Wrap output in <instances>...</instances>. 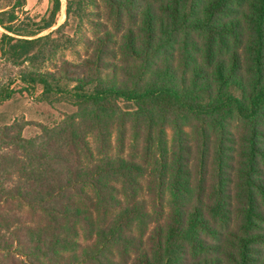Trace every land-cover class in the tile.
Here are the masks:
<instances>
[{
    "label": "trees",
    "instance_id": "obj_1",
    "mask_svg": "<svg viewBox=\"0 0 264 264\" xmlns=\"http://www.w3.org/2000/svg\"><path fill=\"white\" fill-rule=\"evenodd\" d=\"M50 2L42 31L62 10ZM84 5L106 21L85 63L19 75L75 114L39 138L1 126L0 166L21 151L49 170L19 199L44 223L90 227L88 242L65 230L7 242L30 264H264V0H69L68 15ZM26 6L0 5L1 58L37 69L60 46L53 33L31 39L41 29L22 26Z\"/></svg>",
    "mask_w": 264,
    "mask_h": 264
},
{
    "label": "rangeland",
    "instance_id": "obj_2",
    "mask_svg": "<svg viewBox=\"0 0 264 264\" xmlns=\"http://www.w3.org/2000/svg\"><path fill=\"white\" fill-rule=\"evenodd\" d=\"M16 2L17 0H0V5L4 8L9 3L14 4ZM68 3L69 0H62V10L57 16V23L49 30L42 31L44 21L49 20V11L52 8L50 0H27L26 16H21L22 26H30L34 32L41 29L31 39L53 33L60 49L52 62L47 61L44 67L41 66L40 62L37 64V69L30 65L14 67L1 58L2 53L0 51V90L7 88L10 84H12V90H15V95L11 101L0 102V127L16 123L23 137L28 139L39 138L43 135L44 128H54L66 121L75 114L76 108L64 101L49 102L46 97H43V87L40 84L36 85L34 91L26 90V85L20 81V73L28 69L37 73L57 72L59 70L62 73V70H65L63 68L65 62L74 66L84 64L88 59L84 41H93L97 35L103 34L102 27L103 24H106L104 10L101 6L100 8H93L84 5L80 10L76 6V15L69 16ZM5 32L0 27V42ZM14 36L20 38L19 35ZM73 70L76 71L77 69ZM10 152L12 153L6 157L3 153H8V151L1 149L5 163L0 166V244L2 246L0 248V264H24L22 261L30 264L31 261L21 255V250L17 248V244L13 245L15 241L7 242V239L17 238L21 242H30L29 232L36 230L37 232L41 230L40 232L48 240L49 236L65 230L69 238L79 242L82 246H86L88 239L85 233L86 229L89 231L90 227L81 226L75 218H71L74 220L73 222L66 223L64 221L63 226L58 223L49 224V221L44 223L41 221V215L47 217L44 211L39 209L35 211L23 201L21 202L19 191L26 190L33 193L39 188H45L47 182L49 183L50 172L49 170L44 172L33 169V167L28 166L29 164L21 162L20 157H17V155L22 154L21 151ZM142 199L147 202L148 206H151L148 195L143 194ZM135 233H139L137 227ZM5 249L12 251L8 253V251H4Z\"/></svg>",
    "mask_w": 264,
    "mask_h": 264
}]
</instances>
